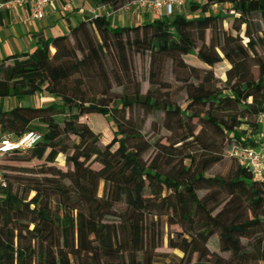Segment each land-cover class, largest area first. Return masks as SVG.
I'll list each match as a JSON object with an SVG mask.
<instances>
[{
	"label": "trees",
	"instance_id": "1",
	"mask_svg": "<svg viewBox=\"0 0 264 264\" xmlns=\"http://www.w3.org/2000/svg\"><path fill=\"white\" fill-rule=\"evenodd\" d=\"M129 1L90 3L117 11ZM216 5L226 11L210 15ZM228 19L235 35L225 37ZM68 27L67 35L34 36L33 52L0 63V102L43 93L55 100L47 107L0 106L2 133L42 137L0 162V264H264V180L229 157L235 166L228 177L206 176L224 151L254 145L260 133L264 0H206L121 28L101 16ZM137 56L149 60L145 92ZM189 56L205 66L227 61L224 85L217 87L211 73L202 76ZM168 61L185 94L182 106L163 79ZM131 108L160 116L165 136L144 138L142 118L125 130ZM83 116L117 121L112 140L100 145V133L80 122ZM22 153L42 168L15 186L2 162ZM58 155L65 171L54 166ZM164 225L178 229L175 238L167 234V246L185 258L157 252ZM214 235L227 258L208 249Z\"/></svg>",
	"mask_w": 264,
	"mask_h": 264
},
{
	"label": "rangeland",
	"instance_id": "2",
	"mask_svg": "<svg viewBox=\"0 0 264 264\" xmlns=\"http://www.w3.org/2000/svg\"><path fill=\"white\" fill-rule=\"evenodd\" d=\"M112 10H110L111 12ZM226 6L225 5H216L209 9L210 15H217L219 12H225ZM109 12V11H108ZM118 16H123L122 14H116ZM116 17L109 18L110 26L111 28H115V25H117L115 21ZM145 22L143 19L139 20V23ZM115 23V24H114ZM138 24V23H137ZM231 25L232 20L228 19L222 22V28L224 30L225 37L232 33L231 31ZM126 25H121V27H125ZM235 35V33H232ZM242 36V34H241ZM244 43L246 41L244 40ZM186 60L189 64L193 66H197L198 68H201V75L203 76L206 73L212 74L213 83L217 87H222L226 81V73L230 69V65L227 61L223 60L219 64L215 66H205L200 64L195 57L189 56L186 57ZM148 64L149 60L147 57H134V69L136 76L141 84L142 92H145L148 83H147V71H148ZM163 79L168 81L169 84L172 86V94L174 96V100L179 105H183L185 101V94L182 89V85L175 82L173 75L171 74V67L170 62H166L165 69H164V75ZM19 101V100H18ZM20 105L22 106H29V107H47L52 104V102H47L46 97L44 96H38L37 98L30 99L28 102L26 99L23 101H20ZM15 100L13 102V105H15ZM144 121L142 125V129L140 134L146 138L147 140L153 142L155 139L159 137L165 136L166 132L163 131L160 127V116L155 115H146L143 112H137L135 108H131L128 111L127 117H126V124H125V130H128L132 128V126L136 125V121L140 120ZM80 122H83L87 124L89 128H91L94 132L100 133L101 139H100V145L104 146L108 144L112 138L113 133L116 131V123L114 119H111L110 117H104V116H83L80 118ZM153 124V126H152ZM33 128H42L41 125L38 123L32 124ZM131 131V130H130ZM151 153L148 152L145 155V159L149 156ZM3 166H5V173L8 175L11 182H15V186L19 184L20 179L27 178L29 176L35 175L42 167V162L38 161L36 159L31 158L28 153H22L18 154L12 157L5 158L2 162ZM54 166L65 171L66 165L64 161V156L58 155V157L55 160ZM233 166H235V162L230 160L227 157V152H223V160L220 164L214 165L206 174L207 177L212 176H220V177H228L232 171ZM92 169L98 170L100 168V165L93 164ZM19 180V181H18ZM178 231L176 227L167 228L165 225L163 227L164 232V238H163V244L162 246L157 250L159 254H165L167 256H174L176 258L183 259L185 258L182 253H180L178 250H173L168 248L167 246V234H172L174 232ZM175 238V236H172ZM208 249L210 252L219 253L218 249V237L217 235L212 236L207 244ZM220 254V253H219ZM221 257L227 258L226 254H220ZM166 260H169V258H166ZM196 258L193 256L192 263L195 262Z\"/></svg>",
	"mask_w": 264,
	"mask_h": 264
},
{
	"label": "built area",
	"instance_id": "3",
	"mask_svg": "<svg viewBox=\"0 0 264 264\" xmlns=\"http://www.w3.org/2000/svg\"><path fill=\"white\" fill-rule=\"evenodd\" d=\"M55 0H0V12H13L16 10L27 11L28 21L43 20L48 13V7ZM206 0H131L117 11H111L106 6L93 8L90 17L101 16L105 19L116 14H130L137 11L139 15L155 18L171 17L175 11L181 12L189 4H201ZM73 5L67 2L61 6L63 17L72 12ZM109 11V12H108ZM150 20V21H151ZM260 133L254 137V145H233L227 150V157L236 160L241 166L248 169L254 179L264 180V113L257 117ZM42 141L41 134L28 131L20 137L0 131V162L16 151H25L33 148ZM5 187V180L0 168V188Z\"/></svg>",
	"mask_w": 264,
	"mask_h": 264
},
{
	"label": "crops",
	"instance_id": "4",
	"mask_svg": "<svg viewBox=\"0 0 264 264\" xmlns=\"http://www.w3.org/2000/svg\"><path fill=\"white\" fill-rule=\"evenodd\" d=\"M67 2L72 3L73 10L63 17L60 8ZM93 8L90 0H55L48 7L47 16L40 21H28L27 11L16 10L13 12H1L0 63L7 57L33 52L36 48V39L34 36L38 34L42 35L44 39L67 35L69 32L68 25L74 26L83 19L89 18ZM114 17H116L115 21L117 23L115 27L123 24L126 26L135 25L139 23L140 19H143L145 22L151 20L149 16L139 15L137 11H133L130 14H123V16L114 15ZM38 96L46 97L47 102L54 103L55 101L46 93L26 98V100L29 102L30 99L37 98ZM14 100L15 105H13ZM23 100L5 99L0 102V106L4 111H9L16 106H22L20 105V101Z\"/></svg>",
	"mask_w": 264,
	"mask_h": 264
}]
</instances>
